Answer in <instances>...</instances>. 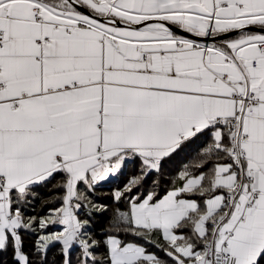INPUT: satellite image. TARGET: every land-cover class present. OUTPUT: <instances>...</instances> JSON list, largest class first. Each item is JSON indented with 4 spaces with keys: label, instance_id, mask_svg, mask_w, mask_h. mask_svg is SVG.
Here are the masks:
<instances>
[{
    "label": "snow or ice",
    "instance_id": "1",
    "mask_svg": "<svg viewBox=\"0 0 264 264\" xmlns=\"http://www.w3.org/2000/svg\"><path fill=\"white\" fill-rule=\"evenodd\" d=\"M129 162L97 238L78 212ZM56 177L61 206L26 215ZM54 244L59 264H264V0H0V255Z\"/></svg>",
    "mask_w": 264,
    "mask_h": 264
},
{
    "label": "trees",
    "instance_id": "2",
    "mask_svg": "<svg viewBox=\"0 0 264 264\" xmlns=\"http://www.w3.org/2000/svg\"><path fill=\"white\" fill-rule=\"evenodd\" d=\"M197 151L196 144H192L184 150L178 152L172 159L165 165L163 170L164 175L161 181L160 187L158 189L159 193L163 195L164 191L173 186V181L176 180L179 173L184 169L186 164H191L192 160L195 158ZM139 174L138 162L135 164L129 162L120 173L115 177L110 178L107 181L101 182L95 187L93 191L94 197L91 201L97 205L106 206L104 211H91L89 213L88 208H81L78 212L80 219H88L90 222V232L94 234L97 238L102 237L103 231L107 229L109 221L112 217L115 208L119 207L122 211L127 210L126 200H121L117 202L113 198V193L120 189L122 190L124 185L128 182L129 178ZM59 177L53 179L46 187H39L34 189L37 192L36 198L32 201L31 205L24 209L26 215H36V216H47L49 208L60 207L62 204L63 191L60 189H50L52 184L56 183ZM157 179L155 175L148 177L139 190L134 189L131 195H139L140 193H146L150 190L153 185L152 181ZM59 225L51 226L47 229L48 232L56 231ZM35 239V234H24V248L29 254L30 258L31 247L33 240ZM143 243V242H141ZM147 246V245H146ZM60 245L54 244L50 246L47 261L48 264H53L55 259L57 264H59L60 257L58 255ZM149 251L158 252L157 249L149 246ZM79 254L78 249H73L72 259L75 262L76 257ZM0 264H13L11 250L9 252L0 255Z\"/></svg>",
    "mask_w": 264,
    "mask_h": 264
},
{
    "label": "crops",
    "instance_id": "3",
    "mask_svg": "<svg viewBox=\"0 0 264 264\" xmlns=\"http://www.w3.org/2000/svg\"><path fill=\"white\" fill-rule=\"evenodd\" d=\"M80 187H81L82 189L84 188L83 185H81ZM87 195L90 197V199H92V198L94 197V193H93V191L90 192V193H87ZM59 227H60V226H59Z\"/></svg>",
    "mask_w": 264,
    "mask_h": 264
},
{
    "label": "built area",
    "instance_id": "4",
    "mask_svg": "<svg viewBox=\"0 0 264 264\" xmlns=\"http://www.w3.org/2000/svg\"><path fill=\"white\" fill-rule=\"evenodd\" d=\"M114 177H115V176H114ZM110 178H113V177H110ZM110 178H109V179H110ZM102 182H103V181H102ZM58 230H60V227H58L56 231H58Z\"/></svg>",
    "mask_w": 264,
    "mask_h": 264
},
{
    "label": "water",
    "instance_id": "5",
    "mask_svg": "<svg viewBox=\"0 0 264 264\" xmlns=\"http://www.w3.org/2000/svg\"><path fill=\"white\" fill-rule=\"evenodd\" d=\"M83 10V9H82ZM84 11H86V10H84ZM208 42H211V41H208Z\"/></svg>",
    "mask_w": 264,
    "mask_h": 264
},
{
    "label": "rangeland",
    "instance_id": "6",
    "mask_svg": "<svg viewBox=\"0 0 264 264\" xmlns=\"http://www.w3.org/2000/svg\"><path fill=\"white\" fill-rule=\"evenodd\" d=\"M109 180V179H108ZM107 181V180H106ZM104 182V181H103Z\"/></svg>",
    "mask_w": 264,
    "mask_h": 264
}]
</instances>
